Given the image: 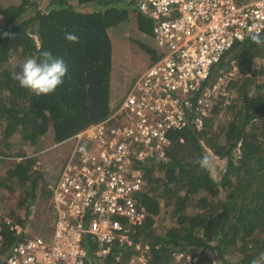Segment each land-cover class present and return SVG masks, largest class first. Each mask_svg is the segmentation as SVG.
I'll list each match as a JSON object with an SVG mask.
<instances>
[{"label":"trees","instance_id":"obj_1","mask_svg":"<svg viewBox=\"0 0 264 264\" xmlns=\"http://www.w3.org/2000/svg\"><path fill=\"white\" fill-rule=\"evenodd\" d=\"M41 1L0 0V197L11 193L0 213V264L26 224L47 238L54 230L53 190L24 145L39 142L47 116L58 142L113 113L109 28L136 2ZM234 66L229 94L202 128L172 129L165 158L143 165L136 197L149 217L121 259L108 255L104 263L125 264L136 252L161 264L200 250L197 264H213V250L221 264H264V32L234 43L210 78ZM212 154L226 159L219 179ZM85 243L92 251L90 234Z\"/></svg>","mask_w":264,"mask_h":264},{"label":"built area","instance_id":"obj_2","mask_svg":"<svg viewBox=\"0 0 264 264\" xmlns=\"http://www.w3.org/2000/svg\"><path fill=\"white\" fill-rule=\"evenodd\" d=\"M136 3L152 21L163 55L141 73L110 116L73 136L74 147L53 186L52 235L31 233L15 241L2 264H107L108 255L120 260L132 244V231L149 217L136 197L144 166L165 158L172 129L189 123L202 128L226 93L220 82L209 83L213 67L234 43L264 32V0ZM197 262L196 255L185 253L161 264ZM125 264L151 262L135 252Z\"/></svg>","mask_w":264,"mask_h":264},{"label":"rangeland","instance_id":"obj_3","mask_svg":"<svg viewBox=\"0 0 264 264\" xmlns=\"http://www.w3.org/2000/svg\"><path fill=\"white\" fill-rule=\"evenodd\" d=\"M125 1L128 2L129 0ZM43 3L44 0L41 1V4ZM109 32L110 63L112 65L111 92L116 109L123 102L126 94L141 73L161 58L163 50L154 37L151 20L138 9L136 2L126 11L117 13V18L110 26ZM34 36L38 37L36 33H34ZM12 58H14L12 62H16L17 57ZM258 59L262 61L260 58ZM238 70L237 66H234L231 70L232 73H230L231 71H223L218 77L211 78L209 83L220 82L221 87L226 90L224 94L228 95L230 90L225 85H227L229 79L238 75ZM26 77L29 80L32 79L31 72ZM229 101L226 100V103H229ZM38 129L41 132L39 142L36 145L25 144L24 149H27L29 153H36L46 179L52 186H55L74 147L75 138L71 137L57 142L54 138L52 120L48 116L46 121L38 124ZM225 165L226 159H221L212 154L210 168L215 179L221 177ZM10 199L11 193L9 196L2 195L0 197V213H4ZM23 230L26 236L31 233H39L33 231L28 224ZM1 238L2 236L0 240ZM195 255L199 259L201 251L197 250ZM209 255L213 264L222 263L220 255L213 250L209 251Z\"/></svg>","mask_w":264,"mask_h":264},{"label":"crops","instance_id":"obj_4","mask_svg":"<svg viewBox=\"0 0 264 264\" xmlns=\"http://www.w3.org/2000/svg\"><path fill=\"white\" fill-rule=\"evenodd\" d=\"M37 152V151H36ZM37 164V163H36ZM38 168H40L41 170H42V168H41V162H40V160L38 159V166H37ZM44 172V171H43ZM45 175V174H44ZM50 184V183H49ZM51 185V184H50ZM51 188H52V190H53V186L51 185ZM52 197V196H51Z\"/></svg>","mask_w":264,"mask_h":264}]
</instances>
